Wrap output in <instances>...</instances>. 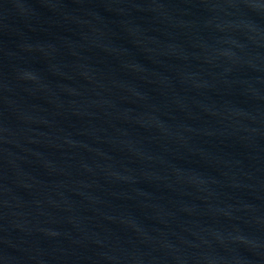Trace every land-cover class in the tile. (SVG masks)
Instances as JSON below:
<instances>
[{
    "label": "water",
    "instance_id": "water-1",
    "mask_svg": "<svg viewBox=\"0 0 264 264\" xmlns=\"http://www.w3.org/2000/svg\"><path fill=\"white\" fill-rule=\"evenodd\" d=\"M0 264H264V0H0Z\"/></svg>",
    "mask_w": 264,
    "mask_h": 264
}]
</instances>
